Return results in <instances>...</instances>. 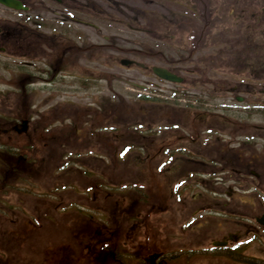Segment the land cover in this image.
I'll return each mask as SVG.
<instances>
[{"label":"flooded vegetation","instance_id":"af4514ba","mask_svg":"<svg viewBox=\"0 0 264 264\" xmlns=\"http://www.w3.org/2000/svg\"><path fill=\"white\" fill-rule=\"evenodd\" d=\"M15 1L23 9L0 3V264H20L30 250L41 258L30 264H129L134 248L141 264H178L197 242L211 254L264 241V209L240 211L235 200L244 185L264 183V124L256 119L264 105V0H170L178 6L170 17L148 13V0ZM171 27L173 58L162 48ZM116 28L157 45L118 46ZM5 56L29 61L7 67ZM83 57L157 82L99 74L106 93L81 107L80 127V73L83 83L92 78ZM154 65L175 81L154 75ZM111 78L133 92L115 91ZM134 168L145 206L157 199L158 212L139 223L130 217L136 198L116 192V178L128 181ZM80 175L92 182L88 194ZM166 214L176 218L171 230L151 226L152 216ZM220 224L211 246L192 244ZM175 233L192 246L168 254Z\"/></svg>","mask_w":264,"mask_h":264},{"label":"rangeland","instance_id":"374dc122","mask_svg":"<svg viewBox=\"0 0 264 264\" xmlns=\"http://www.w3.org/2000/svg\"><path fill=\"white\" fill-rule=\"evenodd\" d=\"M148 13L151 14L152 13H156V17L158 15H165V16H172L174 12H176V10L178 9V6L176 3H174L173 1L170 0H165L163 1L162 4L160 3L159 0H148ZM188 9L181 7V11H187ZM2 12V10L0 9V13ZM9 14V13H8ZM91 32L92 30L89 29ZM114 36H115V41L117 43L118 46L121 47H135V48H140L141 47V43L142 41H147V43L149 45H152L153 48L156 47L154 45H157V41L155 39V37L149 35L147 36V38L143 37L144 35L141 33H136V32H129L126 31L125 29H121L119 30L118 28H116L115 30H112ZM164 32L166 33L165 35V43L164 45H162V48L164 49L165 53L171 57H174V51H175V46H173L172 44V38L170 39V36L172 35L171 33L175 32L174 27H171L169 29L164 30ZM92 33V32H91ZM93 34V33H92ZM102 42H105L103 39H99ZM115 54L117 55H121V56H128L127 53H122L121 51H113ZM18 58V57H17ZM22 61L23 63L25 61H29L27 59H16V58H8L7 56H5V66L7 67H12L14 65L19 64L20 62L18 61ZM104 58L102 57H93L91 59L89 58H80V65L84 66L85 68L88 69L87 73L91 74L88 75L86 77H92L91 79L88 80H84V83L82 82V78H81V74L80 73V105H87L90 104V102L93 101V99H97L98 96L102 95L103 93H106V83L105 81L97 78V76H99V74L101 75L102 73H109L112 72L114 73L118 78L120 77L122 80H132L135 81L137 83H143L144 81H156L157 79L151 75L148 76L149 74L146 71H142L140 69H126V68H122L120 66L117 65H112V67L110 69H106L105 67L101 66V63L104 62ZM146 61V59H145ZM152 59L147 60L146 62H152ZM163 62H159L158 64H162ZM93 69V70H91ZM80 72H82V70L80 69ZM6 74V72H5ZM148 74V75H147ZM111 85L112 88H114L115 91H120L122 90L123 92L125 91H129L130 93H132L133 91H130L128 86L123 83L120 82V79H116V78H111ZM170 86H172L171 84H168ZM127 89H126V88ZM40 96H43L44 94L46 95V89H43L42 91L39 92ZM232 102V100H230ZM239 107H246V109L251 108L252 105H247L246 103H242L240 105H238ZM261 114L259 115V117L255 116L257 120H259L262 124H264V105H261ZM254 117V116H251ZM255 117L253 119L252 122H255ZM80 119H81V115H80ZM256 123V122H255ZM260 143H264L263 141H261ZM90 170L92 171L93 169L90 168ZM102 170V169H101ZM135 171V169H134ZM81 174V172H80ZM135 175L134 174L132 177L128 178L129 182L134 183V179H135ZM117 181H120V178H116ZM234 185V184H233ZM92 186V182H90V180H87L85 178H83L80 175V187L81 188H85L87 189V187ZM238 187V185H235ZM124 188V187H123ZM244 189L247 190L244 194L243 193H239L236 192L237 196H235V200L236 203L239 207V210L241 211H248V212H253L254 209L256 208L260 211H262L264 209V183L259 184V185H244ZM120 196L123 194V191L120 190ZM259 211V212H260ZM141 216L144 217V213L141 212ZM151 218L153 219H149V221L151 222V226L153 227H160V228H164L165 231L171 230L173 228V225L176 224V218L175 221L171 220V217L168 216V214H166L164 217L157 219V216H152ZM234 220L230 221L233 222ZM140 220H138L137 223H139ZM131 223V222H129ZM214 225H216L215 221L213 223ZM212 226V228L208 231L209 234H207L205 236L204 232H200L199 234H197V236H195L196 238L192 239V244L193 242L196 240H203L202 246H205L206 248H208L209 246H211L210 241H211V237L212 239H216L218 237H221V235L223 234V231L221 230V225L220 224L218 227L216 226ZM231 226H226L224 230L226 229H230ZM175 239L170 238V247L165 249V252L169 253V254H173V252L175 253L177 251V249H184V248H188L189 246H192V244L188 243V242H178L181 240V238L179 237L180 234L179 233H175ZM260 234V233H259ZM134 242L135 241H140L141 239L139 237H134ZM194 249H196V253L193 255V257L190 260H186L185 257L181 256L178 264H255L253 262V260L251 259L252 255H255L256 257H260L263 256L264 257V241L263 239L259 238L257 239L255 242H253L251 244V246L249 247H244L242 248L237 254H235V257H232L230 255L227 256L226 258H223L222 255H218L220 254L222 251H218V250H213V252L211 254H203L200 253L202 252L200 243L197 242V244H193ZM163 247L165 248V246L163 245ZM204 249V248H203ZM22 248L19 249V251L21 252ZM136 250L137 248H134L132 254H133V258L131 259L129 264H141L138 261H135L134 256H136ZM42 249L38 252L41 253ZM226 252V251H225ZM18 253V247L15 250V254ZM210 255H213L210 257ZM251 255V256H250ZM31 259H34L36 261H40L41 258L39 255L34 256L32 251L30 250L28 252V258L25 260H21L20 264H30ZM255 259H259L261 261V258H255ZM144 263V262H143ZM157 263V261H154V264ZM86 264V263H85ZM150 264V263H149ZM173 264V263H172Z\"/></svg>","mask_w":264,"mask_h":264},{"label":"water","instance_id":"95a60500","mask_svg":"<svg viewBox=\"0 0 264 264\" xmlns=\"http://www.w3.org/2000/svg\"><path fill=\"white\" fill-rule=\"evenodd\" d=\"M0 2L11 6L13 8H17L20 9L21 8V4L19 2H16L14 0H0ZM153 71L154 73H156L158 76L167 79V80H175V77L172 73H170L169 71L163 69V68H159V67H153Z\"/></svg>","mask_w":264,"mask_h":264}]
</instances>
